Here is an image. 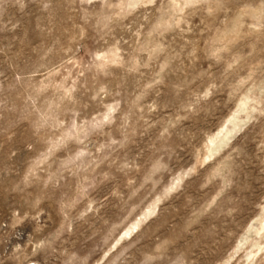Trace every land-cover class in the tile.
<instances>
[{
    "label": "rangeland",
    "instance_id": "374dc122",
    "mask_svg": "<svg viewBox=\"0 0 264 264\" xmlns=\"http://www.w3.org/2000/svg\"><path fill=\"white\" fill-rule=\"evenodd\" d=\"M0 264H264V0H0Z\"/></svg>",
    "mask_w": 264,
    "mask_h": 264
}]
</instances>
